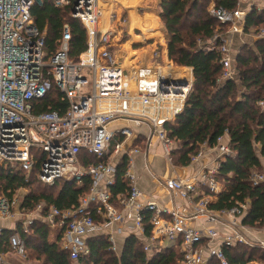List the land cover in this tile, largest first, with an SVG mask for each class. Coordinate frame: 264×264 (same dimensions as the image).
I'll return each instance as SVG.
<instances>
[{"label": "built area", "instance_id": "built-area-1", "mask_svg": "<svg viewBox=\"0 0 264 264\" xmlns=\"http://www.w3.org/2000/svg\"><path fill=\"white\" fill-rule=\"evenodd\" d=\"M43 1L0 0V166L10 167L14 173L25 172L26 181L38 166V179L45 185L54 186L61 180L81 184L88 177L92 186L79 207L68 211L52 206L45 213L42 204L33 211H26L15 196L12 200L1 197L0 220L19 215L22 219L19 224L26 234L38 221L59 229L63 232L62 249L70 253L73 261H78L90 254L89 236L100 227L93 214L109 226L123 222L125 213L136 211L135 224L143 232L145 217L151 214L147 253L152 252L157 243L165 241L180 245L183 254L180 264H203L205 259L199 245L213 241L217 232L213 228L205 233L189 228L187 222L191 217L179 210L162 209L155 202L139 204L141 193L137 188L133 158L141 151L135 145L141 137L138 130L146 127L149 130L145 136L147 145L157 139L167 161L173 162L176 143L168 137L165 125L174 123L185 109L193 87L192 74L185 72L190 69L181 68V72L180 68L169 65L168 60L150 65L142 64L135 57L119 59L109 49L114 31L101 29L102 0H77L74 6L72 17L82 23L88 36V49L80 61L74 62L70 57L69 25L64 26L58 50L46 60L45 34L36 27L32 16V9ZM49 1L57 8L70 4L69 0ZM259 1L264 9V0ZM249 12L242 10L241 5L235 11L212 8L217 20L229 24V31L226 35L217 33L206 44L200 43L199 48L217 50L221 54L223 79L235 78L231 37L244 32ZM257 38L264 40V29ZM54 87L67 103L65 113H35L36 105L43 102ZM259 105L264 110V102ZM225 136L219 138L214 147L220 161L232 155L229 144L223 143ZM82 152L101 161L86 166L81 160ZM121 154L124 161L119 165L126 162L123 177L129 192L119 196L115 203L111 188L116 184L119 168L114 160ZM203 155L202 149L193 163ZM219 166L220 163L204 176L214 194L219 191L216 181ZM250 180L256 186L264 182V175L255 172ZM165 187L192 201L195 215L207 217L214 223L228 218L226 224L233 234L225 238L221 249L212 253L220 264H230L224 248L237 244L250 246L240 233L244 227L239 222L248 210L247 204L215 212L210 209L208 199L194 202L198 192L194 179H167ZM4 232L0 229V237ZM12 232L9 245L18 261L0 257V264H35L28 261L26 242L18 229ZM260 248L264 250V243Z\"/></svg>", "mask_w": 264, "mask_h": 264}, {"label": "trees", "instance_id": "trees-1", "mask_svg": "<svg viewBox=\"0 0 264 264\" xmlns=\"http://www.w3.org/2000/svg\"><path fill=\"white\" fill-rule=\"evenodd\" d=\"M63 8L44 0L32 9L36 27L45 34L46 60L58 50L65 25L72 33L70 57L79 62L88 49V36L79 20L72 17L77 0H69ZM214 8L235 11L239 0H161L160 21L165 28L168 41L169 62L193 70V87L187 98L185 109L174 123H167L165 130L176 143L172 152L174 164L187 167L204 146L214 148L219 138L226 133L230 138L232 155L220 161L216 181L222 190L210 209L230 211L239 204H247L248 210L242 224L251 228L264 227V182L254 186L250 180L253 173H261L264 159V40H256L252 46L244 45L232 56L236 75L234 79H223L221 54L217 51L200 49L217 33L226 35L229 24H222L212 14ZM210 7V8H209ZM124 18V16H123ZM115 35H117L118 28ZM264 29V9L253 7L245 17L243 34ZM262 29V30H263ZM261 30V29H260ZM67 103L60 91L54 87L48 97L36 105L35 113L58 112L64 114ZM83 164L99 163L101 160L82 152ZM126 162L119 167L116 184L111 188L113 201L129 192L124 183ZM38 166L28 181L23 171L13 172L10 167L0 166V197L12 200L19 190L31 192L23 199L22 208L33 211L44 205L46 213L50 207L61 211L78 208L81 200L90 193L92 182L86 177L81 184L58 181L54 186L45 185L38 179ZM37 185L36 188H33ZM96 222L98 217L93 214ZM151 214L145 217L148 235L151 233ZM26 242L28 261L35 264H180L183 259L181 248H169L148 259L136 239L128 242L123 255L118 258L110 251L105 239L88 241L90 254L78 261L71 259L70 253L61 248L63 232L57 243L49 242L51 228L36 222L26 234L17 227ZM13 232L5 231L0 237V252L13 253L9 239ZM179 246V245H178ZM230 264H251L264 262V250L258 246L237 244L224 248ZM210 264H220L215 258Z\"/></svg>", "mask_w": 264, "mask_h": 264}, {"label": "crops", "instance_id": "crops-1", "mask_svg": "<svg viewBox=\"0 0 264 264\" xmlns=\"http://www.w3.org/2000/svg\"><path fill=\"white\" fill-rule=\"evenodd\" d=\"M160 1L161 0H138L139 6L137 7V15L140 17L141 21L136 24L137 31L142 32L145 37L141 38L139 41L133 40L132 45L133 47H136V52L138 51L143 53L139 54L140 56L138 58V61L142 64H157L156 62L152 61L153 56L157 59H160V57L162 56L163 60L169 61V37L159 18L161 12ZM239 1L241 9L244 11H249L254 6L257 7V9H263L259 0ZM102 4V12L104 15V10L106 7H108V4L104 0H102ZM122 11L124 13V9ZM122 19L123 17L120 13L116 14L115 20L122 21ZM108 20L109 16L108 19H106V24L104 23V25H106V27H104L105 29L109 28ZM114 26L117 27L116 25ZM131 29V26H128L126 28L125 34L128 38H131ZM156 31L161 37L158 38L155 35ZM231 39L232 42L230 44V49L233 56L235 54L234 51L236 50V47H239L240 44L243 45L245 43L243 42V40L247 41V39L250 38L247 34L241 33L233 35ZM190 70L185 72H187V74L189 72V75L192 74L193 77V70ZM148 131L149 130L146 127H142V129H139L138 132H141V137L135 142V145L141 149L140 153L133 157L135 163V175L137 177V188L141 193L138 203L141 205H146L149 202H155L162 209L173 211L179 210L182 213H186L189 215V217H191L187 222L188 227L202 233H205L208 229L211 228L215 229V231L217 232V238H215L213 241H210L209 243L203 242L199 245V250L205 259V262L203 264H210V261L214 259L212 253H214L216 250L221 249L224 244L225 238L233 234L229 225L226 224L228 218H225V221L223 222L214 223L211 222L207 217L195 215V204L188 199L182 198L179 194L168 191L165 187V182L167 179H194L198 184V192L195 196L194 202L198 201V199L200 200L203 198L208 199L211 202L216 201L218 194L222 190V186L219 184V191L215 194L211 193L208 187V183H206V181L204 180V176L207 173L211 172L217 166V164L220 163V159H218L219 153L216 148H209L208 146H204L202 148L204 155L199 161L193 163L192 160V163L189 166L182 167L174 164L173 162L170 163L169 161H167L164 156L161 143L157 139H153L150 146L147 145L145 136L147 135ZM223 143L230 144V138L228 135L225 136ZM224 159L225 158H223L221 161H223ZM121 161H124V157L122 154L115 158L114 164L119 168V164L122 163ZM262 164V171L264 172V159L262 161ZM135 216L136 211L132 213H125L123 222L114 223L109 226L106 225L104 219L98 217L97 223L100 227L96 233L89 236L88 241L97 238L105 239L111 246L110 251L118 258L123 255L128 242L132 238L141 243L140 246L143 248V252L148 259H152L155 254L166 251L169 248H180V245H170L168 242L164 241L160 242L159 244L157 243V245L154 246L155 248L153 247V251L147 253L145 251V247L150 244L151 233L148 235L146 226L144 232L140 231L136 227ZM243 217L239 219L240 224H242ZM21 220L22 219L19 215L14 216L10 219L0 220V229L12 232L17 229ZM242 226L244 228L240 230V233L249 243V247L252 248L258 246L260 248V244L264 243V227L251 228L243 224ZM61 232L62 231L57 228H51L49 234V242L51 244L57 243ZM61 242L62 239L60 243ZM0 257L10 262L16 263L18 261L17 257L13 253L0 252Z\"/></svg>", "mask_w": 264, "mask_h": 264}, {"label": "rangeland", "instance_id": "rangeland-1", "mask_svg": "<svg viewBox=\"0 0 264 264\" xmlns=\"http://www.w3.org/2000/svg\"><path fill=\"white\" fill-rule=\"evenodd\" d=\"M104 1L107 2L108 7L105 8L104 15H102L101 29L102 28L104 29V27L106 26V25H104V23L106 22V19H108V16H109V18L113 17V19L116 16V14H118V13H120L122 15V17L124 16L122 21L116 20V21H114V23H112L113 28L112 27L111 28H112V31H114V34H113L112 45H111V47H109V49L114 54H116L119 57V59H121V60L124 58L129 59L130 57L139 58V56H140L139 54H143V53L138 52V51L136 52V47H133V45H132L133 40L139 41L141 38L145 37V35L142 32L137 31V25L136 24H138L141 21L140 17L137 15V7L139 6L138 0H104ZM117 1H119V2H117ZM210 7H211V9L214 8V6L212 4L210 5ZM123 9H124V13L122 11ZM114 25H116L118 30H119L116 33L117 35H115L116 29L114 28ZM128 26L132 27L131 38H128L127 35L125 34L126 28ZM260 29L262 30L263 28H260ZM260 29L258 32L256 30H254V31H251L250 34H247L250 39H247V41L243 40V42H245V43L243 45L240 44L239 47H236V50L234 52H238L239 49L241 47H243L244 45L252 46L256 40H259L257 37H258V34L260 32ZM226 31H229V28L226 29ZM155 33H156L155 35L158 38L161 37L157 33V31ZM152 61L156 62V63H158V62L162 63L163 57L161 56L160 59H157L153 56ZM169 65H171L172 67H175V68H180V67L172 64L171 62H169ZM179 70L182 72L181 68ZM260 174L264 175V172L262 171ZM36 187H37V185H34L33 188H36ZM30 192L31 191L28 189H22V190L18 191V193L16 194L15 197L18 199V201H20L22 203L23 199H25L29 195Z\"/></svg>", "mask_w": 264, "mask_h": 264}, {"label": "bare ground", "instance_id": "bare-ground-1", "mask_svg": "<svg viewBox=\"0 0 264 264\" xmlns=\"http://www.w3.org/2000/svg\"><path fill=\"white\" fill-rule=\"evenodd\" d=\"M115 19H116V16L114 17V19H113V17L109 18V20H108V21H109V28L107 29V31L110 30V28L112 27V23H114V21H116ZM112 28H113V27H112ZM112 28H111V29H112ZM162 51H163V50H162Z\"/></svg>", "mask_w": 264, "mask_h": 264}]
</instances>
